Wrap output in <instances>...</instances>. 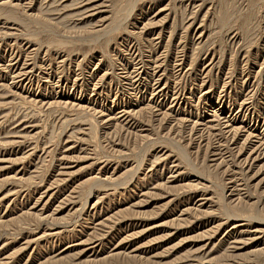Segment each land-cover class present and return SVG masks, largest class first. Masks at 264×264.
Wrapping results in <instances>:
<instances>
[{"label":"rangeland","instance_id":"obj_1","mask_svg":"<svg viewBox=\"0 0 264 264\" xmlns=\"http://www.w3.org/2000/svg\"><path fill=\"white\" fill-rule=\"evenodd\" d=\"M263 135L264 0H0V264H264Z\"/></svg>","mask_w":264,"mask_h":264},{"label":"bare ground","instance_id":"obj_2","mask_svg":"<svg viewBox=\"0 0 264 264\" xmlns=\"http://www.w3.org/2000/svg\"><path fill=\"white\" fill-rule=\"evenodd\" d=\"M210 130V129H209ZM264 136V135H263ZM252 145V144H251ZM259 154V153H258ZM236 190V189H235Z\"/></svg>","mask_w":264,"mask_h":264}]
</instances>
